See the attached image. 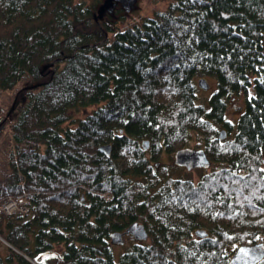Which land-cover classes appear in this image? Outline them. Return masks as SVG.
Returning <instances> with one entry per match:
<instances>
[{
	"label": "trees",
	"instance_id": "16d2710c",
	"mask_svg": "<svg viewBox=\"0 0 264 264\" xmlns=\"http://www.w3.org/2000/svg\"><path fill=\"white\" fill-rule=\"evenodd\" d=\"M102 2L0 0V207L24 201L0 210V264H229L264 242V0H174L113 38ZM192 133L220 166L196 183L162 162ZM133 222L148 239L117 252Z\"/></svg>",
	"mask_w": 264,
	"mask_h": 264
},
{
	"label": "rangeland",
	"instance_id": "374dc122",
	"mask_svg": "<svg viewBox=\"0 0 264 264\" xmlns=\"http://www.w3.org/2000/svg\"><path fill=\"white\" fill-rule=\"evenodd\" d=\"M90 0H86L87 3H89ZM174 0H138L134 6V8L126 12L123 8L120 7V5H117L116 9L114 10L113 14H105V16L100 19L108 24L113 29L112 33H109V38H113L114 33L119 30H124L128 27H132L135 25H141L144 18L146 17H151L156 11H164L167 9L170 3H172ZM98 20V21H100ZM207 82L209 83V89L208 90H203L199 88L197 92V98L196 102L200 105L205 106L206 108L209 106L208 101L211 95L214 93L216 89V81L212 77H207L205 78ZM1 94V93H0ZM245 107V100L244 98L241 97H233L232 99L229 100L228 102V108L226 110V118L230 122H235L237 118L239 117L240 112L242 109ZM96 106L92 107H87V108H78V109H71L69 112L72 115V121L68 122L64 126H70V127H75L77 123L75 120H79L82 118H85L87 115H89ZM1 117V114H0ZM6 128V127H4ZM7 129H4V133L6 136L7 134ZM219 129H224L225 128H219ZM227 131V130H226ZM235 135V131L232 134L231 137ZM0 137H1V131H0ZM227 137H230L229 133L227 134ZM203 143L204 140L202 136H200L197 133H192L191 139L186 147L191 148V149H203ZM162 162H165L168 164L171 168V173L174 177H179V178H184V179H191L193 182H198L199 178L201 175L204 173L210 172L212 170L210 168L208 169H194L191 171H188L185 168L180 167L179 169L174 168L173 166H176L174 164V155L171 156H163L162 157ZM216 168H219L220 166H214ZM124 238V236H123ZM124 240V239H123ZM130 238L128 237L125 241L124 244L122 245H114L115 250L117 252H120L121 250H125L126 247L131 245ZM7 244L3 241H1L0 244V254L5 256L8 253V248ZM118 257V254H117Z\"/></svg>",
	"mask_w": 264,
	"mask_h": 264
},
{
	"label": "water",
	"instance_id": "95a60500",
	"mask_svg": "<svg viewBox=\"0 0 264 264\" xmlns=\"http://www.w3.org/2000/svg\"><path fill=\"white\" fill-rule=\"evenodd\" d=\"M138 0H103L97 12L94 15L96 21L102 19L105 14H113L117 5H120L126 12L131 11ZM52 64L46 65L43 70L51 67ZM198 86L203 90L209 89V83L205 78L198 81ZM226 131L222 130L220 137H226ZM144 149H148L149 142H143ZM106 155H110L111 146L105 145L100 148ZM174 164L178 167H185L188 171L194 169H208L211 166L204 149H191L188 147L182 148L174 153ZM130 235L135 240L146 241L148 233L143 224L133 222L124 232H115L111 234V242L116 245L124 244L123 236ZM196 235L206 237V232L203 230L196 231ZM264 259V242H257L251 245H242L237 248L236 252L230 258L229 264H258Z\"/></svg>",
	"mask_w": 264,
	"mask_h": 264
},
{
	"label": "built area",
	"instance_id": "2783aa9c",
	"mask_svg": "<svg viewBox=\"0 0 264 264\" xmlns=\"http://www.w3.org/2000/svg\"><path fill=\"white\" fill-rule=\"evenodd\" d=\"M21 203H24L22 199H19L17 201L9 199L0 207V210H4L5 212L10 213L16 210Z\"/></svg>",
	"mask_w": 264,
	"mask_h": 264
},
{
	"label": "flooded vegetation",
	"instance_id": "af4514ba",
	"mask_svg": "<svg viewBox=\"0 0 264 264\" xmlns=\"http://www.w3.org/2000/svg\"><path fill=\"white\" fill-rule=\"evenodd\" d=\"M128 237H130V235H125L124 236V240H126ZM131 238V237H130ZM133 238V237H132Z\"/></svg>",
	"mask_w": 264,
	"mask_h": 264
}]
</instances>
